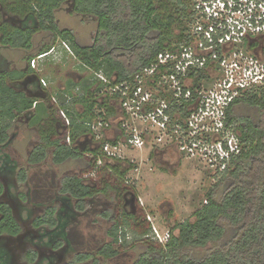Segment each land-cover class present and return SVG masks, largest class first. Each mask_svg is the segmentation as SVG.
Returning a JSON list of instances; mask_svg holds the SVG:
<instances>
[{
	"label": "trees",
	"instance_id": "trees-1",
	"mask_svg": "<svg viewBox=\"0 0 264 264\" xmlns=\"http://www.w3.org/2000/svg\"><path fill=\"white\" fill-rule=\"evenodd\" d=\"M6 1L0 0V4L9 13L28 15L29 19H35L38 28L34 30L26 25L24 30H18L2 25V45L29 51L32 34L45 31L53 39L68 42L83 70L101 71L108 78L118 80L131 77L157 53L179 42L190 21L188 0H70L77 14L93 17L97 23L92 44L82 46L72 31L60 30L56 23L55 10L69 0H14L15 3L9 5ZM50 45H44L39 52H46ZM26 74L27 70L0 72V147L8 143L15 120L25 117L38 127L46 124L45 128H40L39 143L30 151L28 164L43 162L50 149L54 165L69 160L85 162V167L76 175L62 179L57 199L61 209L57 214L54 211L48 214L52 225L55 217L57 221L62 216L78 217L92 199L112 193L117 196L120 210L111 213L112 226L106 232L109 242L98 252L108 260L129 248L127 241L118 243V232L123 228L129 230L134 239L140 238L138 242L145 247L134 264H264V88L246 94L229 111V120L240 134L243 152L222 176L221 198L217 200L211 193L206 205L193 214L194 221L177 225L168 244L161 246L147 238L150 227L139 204L133 215L122 208L125 197L136 199L134 186L125 181L130 166L103 161L96 171V180L83 179V175L92 172L98 160L103 159L95 153L85 155L78 141L83 134L82 123L92 116L96 104L98 108L101 106L93 94H88L90 89H83L85 93L73 101L76 110L70 114L72 144L67 145L56 130L52 107L45 100L27 98L7 85L8 81L21 79ZM65 93L69 91L56 96L63 100ZM25 179L21 172L20 181ZM221 222L232 228L230 240L209 250L202 259L191 258L186 249L204 248L222 241L225 228ZM69 224L66 222V227Z\"/></svg>",
	"mask_w": 264,
	"mask_h": 264
},
{
	"label": "built area",
	"instance_id": "built-area-1",
	"mask_svg": "<svg viewBox=\"0 0 264 264\" xmlns=\"http://www.w3.org/2000/svg\"><path fill=\"white\" fill-rule=\"evenodd\" d=\"M189 4L190 21L183 38L134 75L118 80L89 71L94 83L90 89L101 106L96 104L82 123L85 131L78 141L87 144L85 155L95 153L103 159L83 175L84 180H96L103 161L125 166V153L146 145L152 155H177L221 177L242 155L243 143L229 111L246 94L264 88V0H189ZM62 57L76 60L68 42L58 40L35 55L28 67L57 112L65 143L71 145L73 101L85 92L77 86L61 100L39 77L46 62L59 66ZM125 181L130 184L126 177ZM144 220L150 227L147 238L168 244L172 232H160L148 214ZM126 230L119 229V244H131Z\"/></svg>",
	"mask_w": 264,
	"mask_h": 264
},
{
	"label": "rangeland",
	"instance_id": "rangeland-1",
	"mask_svg": "<svg viewBox=\"0 0 264 264\" xmlns=\"http://www.w3.org/2000/svg\"><path fill=\"white\" fill-rule=\"evenodd\" d=\"M71 8V3L67 1L57 8L55 11L57 26L60 30L72 31L80 45L90 46L97 32V23L93 17L77 15ZM33 40V49L27 53L22 49L0 48V72L14 70L21 72L27 58L35 54L43 44H54L58 41L48 34H40ZM45 61L50 62V59ZM46 65L47 62L43 66ZM60 65L61 67L57 69L50 66L44 68L46 76H52L51 74L55 76L54 89L58 81L62 83L68 79L66 76L72 74L85 76L78 85L80 88L85 90L93 87L94 83L89 82V79L87 81L90 72L79 67L76 60L63 58ZM89 77L91 79V76ZM45 126L46 124H43L41 127L45 128ZM8 135L11 136V140L5 152L18 163L19 167L27 168L28 155L39 143V127L19 118L13 123ZM86 145L85 143L80 146L84 149ZM151 153V146L146 145L142 150L126 152L124 155L125 163H128L125 167L130 166L126 179L134 186L137 199L131 203L132 207L127 206L126 212H131L139 204L143 212L153 218V223L160 232L170 230L175 233L174 229L177 225L185 221H194L193 214L206 205L211 193L214 194L215 199L221 198L224 191V187L220 185L222 177L213 176L198 162L187 161L177 155ZM84 167L83 160H69L61 165H54L52 150H47L43 162L29 166L27 179L32 196L36 201L46 199L50 205H53L51 201L58 196L62 179L77 174ZM128 199L131 200V196H128ZM92 201L94 202H89L86 210L83 211L84 216L81 214L79 224L70 231L72 242L80 252H94L109 242L106 232L112 226L111 213L113 215L115 211L117 213L118 209L120 210L117 196L112 193L99 195ZM221 224L225 228L222 241L208 244L204 248L186 249L191 258L202 259L209 250L230 240L233 235L232 228L225 222ZM126 233L131 238L129 248L104 264H134L143 254L145 247L138 242L140 238L134 239L129 230H126Z\"/></svg>",
	"mask_w": 264,
	"mask_h": 264
},
{
	"label": "flooded vegetation",
	"instance_id": "flooded-vegetation-1",
	"mask_svg": "<svg viewBox=\"0 0 264 264\" xmlns=\"http://www.w3.org/2000/svg\"><path fill=\"white\" fill-rule=\"evenodd\" d=\"M67 2L71 3V9L74 11L73 2L70 0ZM6 3V5L14 4L15 1L7 0ZM188 13L190 16V4ZM80 16L85 17L84 15ZM28 17V15L9 13L7 8L0 4V26L5 25L13 29L24 30L27 25L26 27L37 29L38 23L35 19L32 20ZM40 34L50 35L45 31H36L32 34L31 43L33 38ZM1 40L2 36L0 35V48H10L2 45ZM23 51L28 52L27 50ZM68 77L74 78L73 74ZM22 82L23 78L8 81L7 85L21 93ZM32 84L36 87L33 81ZM88 94H93L92 90H89ZM19 118L25 119V117ZM10 140L11 136H9L8 143L0 147V264H104L109 262L111 259L108 260L98 254L104 245L94 252H80L74 246L70 231L79 224L80 216L73 218L62 216L58 221V218L55 217L56 222L54 225L51 224L48 214L51 211H54L55 214L60 211L61 205L57 200L60 195L58 193V196L51 201L53 205H50L46 199L35 200L27 179L29 166L34 165L27 163V168L19 167L18 163L5 152ZM21 172H24L26 177L24 182L20 181ZM131 202L132 199L124 198L122 205L124 211H127V206H130ZM66 222L70 223L67 227ZM83 257L86 259H82Z\"/></svg>",
	"mask_w": 264,
	"mask_h": 264
},
{
	"label": "crops",
	"instance_id": "crops-1",
	"mask_svg": "<svg viewBox=\"0 0 264 264\" xmlns=\"http://www.w3.org/2000/svg\"><path fill=\"white\" fill-rule=\"evenodd\" d=\"M44 45H46V44H43L40 48H39V50L35 53V54H33L32 56H31V58H30V60L35 56V55H37V54H39V53H41V52H39L40 51V49L41 48H43V46ZM53 44H51L50 45V47L52 46ZM33 46V45H32ZM33 49V48H32ZM30 56V55H29ZM68 59V58H67ZM29 60V61H30ZM69 60V59H68ZM29 61H27L26 62V65H25V67H24V69L22 70V71H24V70H27V74L26 75H24V77H22L23 78V80H25L26 78H31L30 80V84L27 86V94H25L23 91H21V93L22 94H24L27 98H32V97H29V95H34V94H37V93H43L44 91L42 90V88L40 87V85H39V82H38V79H37V77H36V75L34 74V72L32 71V70H30L29 69V67H28V63H29ZM46 66H50V67H52V68H55V69H57L58 67H61V65L60 66H56V65H52L51 63H48V65H46ZM46 66H44V68L46 67ZM61 70V69H60ZM16 70H14V71H12V72H15ZM9 72V71H8ZM32 72V73H31ZM58 72H60V71H58ZM43 73V75H39V77H42V78H44L47 82H48V85H49V92L51 93V94H58L59 95V97L62 95V93H64L65 91H67V90H69V89H73L75 86H78L79 84H80V82H82V80H84L85 79V76H81V75H78V74H73V76H74V78H70V77H68V76H66L68 79L66 80V81H63L62 83L60 82L59 83V81H58V83H57V86H56V88L54 89V83H55V76H54V74H51L52 76H50V75H45V72L43 71L42 72ZM84 75V74H83ZM59 75H56V77H58ZM90 75H88V77H87V81H88V79H89V82H90V77H89ZM57 79V78H56ZM15 80H17V79H15ZM14 80V81H15ZM52 80H54V82L52 81ZM13 81V80H12ZM32 81L36 84V87H34V86H32L33 84H32ZM61 84V85H60ZM68 87H70L69 89H68ZM79 87V86H78ZM91 88V87H90ZM90 88H88V90L90 89ZM91 90V89H90ZM34 99H37V100H45V102L47 103V104H49V102L47 101V99H46V97H44L43 99H39V98H34ZM50 105V104H49ZM51 106V105H50ZM52 107V106H51ZM34 109V107L32 106V110ZM52 110L54 111V118H55V120H56V130L58 131V135L60 136V137H62L63 138V131H62V126H61V123H60V121H59V118H58V116H57V112H56V110L52 107ZM29 123H31L30 121H29ZM32 125H34V124H32ZM40 128H42V127H39V134H40ZM50 150H52V149H50ZM165 155H168V154H165ZM169 155H173V154H169ZM76 175V174H75ZM95 199V198H94ZM93 200V199H92ZM92 202H94V201H92ZM134 211H135V209L133 210V211H131V212H129L128 214H134ZM83 215V214H82ZM81 216V215H80ZM84 216V215H83ZM72 240V239H71Z\"/></svg>",
	"mask_w": 264,
	"mask_h": 264
},
{
	"label": "water",
	"instance_id": "water-1",
	"mask_svg": "<svg viewBox=\"0 0 264 264\" xmlns=\"http://www.w3.org/2000/svg\"><path fill=\"white\" fill-rule=\"evenodd\" d=\"M31 78L29 77V78H26L25 80H23V82L21 83V85H22V87H23V92L25 93V94H27L26 92H27V86L30 84V80ZM29 97H32V98H39V99H43L44 97H45V94L44 93H37V94H34V95H29ZM81 151H84V149L83 148H81ZM135 200V198H132V202L131 203H133V201ZM132 205L133 204H131L130 206L132 207ZM134 210V209H133ZM132 210V211H133Z\"/></svg>",
	"mask_w": 264,
	"mask_h": 264
}]
</instances>
